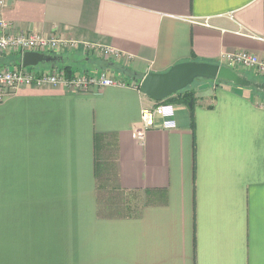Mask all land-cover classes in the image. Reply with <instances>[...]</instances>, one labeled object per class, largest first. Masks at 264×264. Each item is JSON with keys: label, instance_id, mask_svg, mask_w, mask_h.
<instances>
[{"label": "crops", "instance_id": "1", "mask_svg": "<svg viewBox=\"0 0 264 264\" xmlns=\"http://www.w3.org/2000/svg\"><path fill=\"white\" fill-rule=\"evenodd\" d=\"M0 18L77 43L35 73L109 70L125 83L0 101V264H264V90L199 79L191 108L171 103L174 128L157 118L133 138L158 104L139 90L148 74L238 51L264 59V0H6ZM20 63L0 54V67ZM105 191L122 215H100Z\"/></svg>", "mask_w": 264, "mask_h": 264}, {"label": "built area", "instance_id": "2", "mask_svg": "<svg viewBox=\"0 0 264 264\" xmlns=\"http://www.w3.org/2000/svg\"><path fill=\"white\" fill-rule=\"evenodd\" d=\"M5 1L0 0V11L4 7ZM77 49L76 42L65 38L16 33L11 24L0 18V54H15L22 58L25 53L59 54L64 50L76 51ZM83 49L84 51L96 50L99 56L106 61H117L122 58V54L112 48L84 45ZM220 63L231 69L251 70L258 76H264V59L249 52L223 53L220 56ZM30 69L23 68L21 63L0 67V101L6 95L28 87L37 89L61 87L72 92L85 93L100 88L125 85L124 82L116 79L109 70L92 75L81 73L68 76L64 70L35 73ZM163 102H158L153 108L141 111V127L134 132V139L143 142L145 133L155 127L157 118L164 120L162 128L175 127L174 106Z\"/></svg>", "mask_w": 264, "mask_h": 264}, {"label": "water", "instance_id": "3", "mask_svg": "<svg viewBox=\"0 0 264 264\" xmlns=\"http://www.w3.org/2000/svg\"><path fill=\"white\" fill-rule=\"evenodd\" d=\"M44 54L25 53L22 56L23 68H34L41 63L51 62ZM197 79L218 81L232 86L247 88L253 86L264 90L263 84H251L248 80L226 67L202 62H186L171 67L166 73H150L141 81L139 90L155 102H162L190 87Z\"/></svg>", "mask_w": 264, "mask_h": 264}, {"label": "rangeland", "instance_id": "4", "mask_svg": "<svg viewBox=\"0 0 264 264\" xmlns=\"http://www.w3.org/2000/svg\"><path fill=\"white\" fill-rule=\"evenodd\" d=\"M237 74L243 76L245 75L241 69H238V68H232ZM31 71H36V69H30ZM251 81H256L258 79H255L254 77L252 76H249V78ZM199 79L195 80L194 83L192 84V86L198 81ZM112 190V189H111ZM110 195V192H107L105 191L102 195H101V212H100V215H105L107 216L108 214H114V215H119L121 213V210H122V206H123V201L124 199H122L121 197H117L116 199H114V201H111L110 199H107V197H109ZM122 201V202H121ZM127 201L128 203L130 204L129 208H130V215H133L136 211V209L139 208L140 206V202H141V199H140V196L139 194H129L127 196ZM109 203V204H108ZM104 205H111V208L113 209L112 211H102V208L104 207ZM115 210H118V213L117 211ZM108 213V214H107ZM116 213V214H115ZM125 215V213H123ZM122 215V214H120Z\"/></svg>", "mask_w": 264, "mask_h": 264}, {"label": "trees", "instance_id": "5", "mask_svg": "<svg viewBox=\"0 0 264 264\" xmlns=\"http://www.w3.org/2000/svg\"><path fill=\"white\" fill-rule=\"evenodd\" d=\"M65 72H66V74L68 75V76H70V72H69V70H68V68H64L63 69ZM219 83H222V82H219ZM222 84H226V83H222ZM189 88V87H188ZM188 88H186V89H184V90H182V91H180V92H178L175 96H172V97H170V98H167L166 100H164V102H167V103H183L184 105H187L188 107H190L191 108V106H193V102H194V100H193V97H192V95L190 94V93H188ZM101 136H96L95 137V141H97L99 138H100ZM97 145V144H96ZM98 167H99V165H98ZM98 174L96 173V176H97ZM102 179H101V176H100V181H101ZM101 190H105V189H103V188H101L100 187V191ZM111 191V190H110ZM101 195H102V193L100 192V204H101ZM99 204V206H100V209H101V206L102 205H100ZM104 208V211L105 210H108V211H112L113 209L108 205V207H106V206H104L103 207ZM112 209V210H111ZM115 211H117V210H115Z\"/></svg>", "mask_w": 264, "mask_h": 264}]
</instances>
